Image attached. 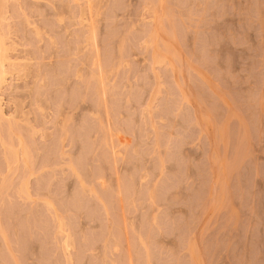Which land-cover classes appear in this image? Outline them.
<instances>
[{
    "label": "rangeland",
    "instance_id": "rangeland-1",
    "mask_svg": "<svg viewBox=\"0 0 264 264\" xmlns=\"http://www.w3.org/2000/svg\"><path fill=\"white\" fill-rule=\"evenodd\" d=\"M0 264H264V0H0Z\"/></svg>",
    "mask_w": 264,
    "mask_h": 264
}]
</instances>
